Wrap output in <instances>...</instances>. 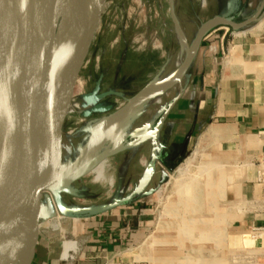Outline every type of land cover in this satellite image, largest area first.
<instances>
[{"label":"rangeland","instance_id":"374dc122","mask_svg":"<svg viewBox=\"0 0 264 264\" xmlns=\"http://www.w3.org/2000/svg\"><path fill=\"white\" fill-rule=\"evenodd\" d=\"M263 3L264 0H107L63 128L64 163L75 161L94 132L123 108L125 99L133 98L156 77L163 80L170 74L168 65L179 48L175 36L178 27L192 43L200 27L210 19L226 16L233 8L232 15L242 12L237 22H243L253 17ZM225 30L229 34L235 32ZM98 83L99 91L93 96ZM166 104L151 111L140 108L136 114L141 116L133 118L135 114L129 119L132 132L143 130L155 118L154 113ZM108 106L112 110L99 112ZM149 111V117L143 119ZM115 126L109 134L124 128ZM108 140L97 135L88 158L109 148ZM145 144L106 160L101 175L93 171L74 183L73 193L62 195L64 204L72 209H90L114 199H125L136 191L150 192L143 198V206L152 212L151 227L145 236L150 239L143 246L142 242L133 246L136 250L132 256L136 261L147 259L150 254L155 258L162 256V264H264V258L244 259L243 254L232 248L228 252L226 248L229 244L226 229L249 214L245 216L239 210L243 208L239 200L230 204L223 202L227 187L226 161L217 146L202 136L186 157L172 164L173 170H165L168 177L165 184H160L162 169L158 166L163 164L157 163L146 186L142 187L145 171L156 150ZM159 156L164 158L162 152ZM207 198L214 202L208 203ZM208 213L211 217H207ZM48 222L40 230L52 228L50 233L65 243L68 252L75 249L73 242L77 243V235L72 220L57 216ZM250 239L247 240L253 245Z\"/></svg>","mask_w":264,"mask_h":264},{"label":"water","instance_id":"95a60500","mask_svg":"<svg viewBox=\"0 0 264 264\" xmlns=\"http://www.w3.org/2000/svg\"><path fill=\"white\" fill-rule=\"evenodd\" d=\"M44 2L47 5L44 15L39 18L36 27L30 28L19 14L18 0H0V264H9L25 251L29 252L25 264H32L41 225L57 216L88 219L150 194L136 191L125 199H114L90 209H72L64 204L62 195L72 194L74 183L106 160L128 149L138 148L153 136L154 130L150 122L143 130L132 132L121 141L113 142L96 157L88 158L97 137L94 133L75 161L68 165L64 163L63 128L76 82L107 0L96 5L92 19L90 8L93 0H85L86 3L77 7L61 26V1ZM233 11L230 8L226 16L205 22L189 43L182 66L165 80L162 87L167 92L179 86L180 92L156 114L162 115L159 125L181 98L188 72L204 38L219 29L227 28L235 32L249 29L264 17V3L253 17L243 22H237L242 12L235 16ZM54 54L57 56L52 74L50 58ZM159 83L160 79L156 77L133 98L125 99L123 108L108 120L119 123ZM98 91L99 83L93 96ZM110 110L112 106L99 112ZM138 116L141 115L136 114L133 118ZM129 126L130 122L124 128ZM157 149L145 171L142 187L154 173L155 165L163 162ZM167 178L164 174L160 184H165Z\"/></svg>","mask_w":264,"mask_h":264},{"label":"crops","instance_id":"0c3cea01","mask_svg":"<svg viewBox=\"0 0 264 264\" xmlns=\"http://www.w3.org/2000/svg\"><path fill=\"white\" fill-rule=\"evenodd\" d=\"M223 31L204 38L181 98L160 125L161 114L151 121L153 136L146 142L164 154L163 166L158 165L163 177L165 170L171 171L172 164L186 157L205 135L226 161L223 202L243 203L257 193L256 169L251 162L264 152V17L243 32ZM143 201L136 199L88 219H69L77 235L75 249L70 252L50 233L52 228L40 230L32 264H162V256L149 254L142 261L132 256L134 245L142 242L143 246L150 239L145 236L152 212ZM253 227L264 228V212L249 214L226 229L228 252L232 248L244 259H263L264 237L250 239L253 245L247 240Z\"/></svg>","mask_w":264,"mask_h":264},{"label":"bare ground","instance_id":"6f19581e","mask_svg":"<svg viewBox=\"0 0 264 264\" xmlns=\"http://www.w3.org/2000/svg\"><path fill=\"white\" fill-rule=\"evenodd\" d=\"M60 1H61L60 26L65 22V20L67 19V17H69V15H71L72 13L75 12L77 7H81L86 3L85 0H60ZM100 2H102V0H93L92 6L90 8V18L91 19L94 16L96 5L99 4ZM18 6H19V12H20L19 14H20L21 18L23 19L24 24L30 28H32V27L34 28L38 25V20H39V18H41L44 15V13L46 11V7H47L44 0H18ZM175 36H176V41H177V44L179 45V48H178V52L176 53V55L172 59L171 64L168 65L170 74L165 79L160 80V83L157 86H155V88H153L144 99L139 100L131 108L128 115L125 118H123L121 121H119V123L118 122L114 123V122H111V120H109L99 131H97L96 133L94 132L98 136L102 135L106 139H109L107 141V142L110 141L109 145H112V143L115 141H121L127 135H129L130 132L133 131V128H131V126H129L128 128L125 127L126 129L125 128L121 129V131H118V133H117V131L116 132L114 131L115 133H112L113 135L109 134L108 133L109 130L111 128H113L115 125L124 126L125 124H127L129 122L130 117L134 116L136 114V112L140 110V108H142V109L145 108V109H148L150 111L155 110L157 108H160L162 105L166 104L170 98L174 99L178 96V94L180 92L179 86H176L174 89L167 91V92H164L163 88H162L163 85L166 83L165 80L169 76H171L173 73H175L182 66L184 59L186 57L187 49L189 47L188 37L184 33V31L179 30V27H178L177 35H175ZM12 47L14 50L15 49V39H13V46ZM55 52H56V47H55ZM55 56H57V54H54V56H52L50 58V63H51L52 72H53L52 74H54V72H55L54 71ZM150 111H149V113L143 115L142 118L144 119L146 117H149ZM70 112L71 111L69 110V113ZM151 114H153V113H151ZM153 116H155V113ZM117 126H115V127H117ZM101 130H104L103 133H100ZM97 155L98 154H95V155L91 156V158L96 157ZM219 159H221V158H219ZM102 167H103V163L99 167H97V169H95L94 171L96 173H98L99 175H101ZM65 168H66V166H63V169H65ZM192 199H191V201L194 200V199L193 200ZM188 202H189V200H188ZM201 202H202V200H201ZM208 216L211 217L210 213H208L207 217ZM197 217L199 218L200 216L198 215ZM28 258H29V252L25 251L18 258H16L15 260L10 262L9 264H25L27 262Z\"/></svg>","mask_w":264,"mask_h":264},{"label":"built area","instance_id":"2783aa9c","mask_svg":"<svg viewBox=\"0 0 264 264\" xmlns=\"http://www.w3.org/2000/svg\"><path fill=\"white\" fill-rule=\"evenodd\" d=\"M251 166L256 169L255 174V190L257 193L250 200L242 203V211L245 214H257L264 212V152L260 153L255 161L251 162ZM264 237V228L253 227L251 230V239L258 241Z\"/></svg>","mask_w":264,"mask_h":264}]
</instances>
